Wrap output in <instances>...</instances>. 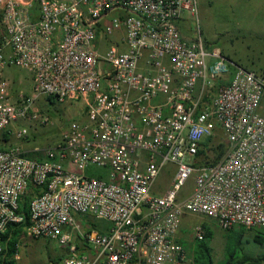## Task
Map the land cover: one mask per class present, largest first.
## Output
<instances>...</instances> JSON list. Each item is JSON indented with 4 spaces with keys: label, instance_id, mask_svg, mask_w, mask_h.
<instances>
[{
    "label": "built area",
    "instance_id": "built-area-1",
    "mask_svg": "<svg viewBox=\"0 0 264 264\" xmlns=\"http://www.w3.org/2000/svg\"><path fill=\"white\" fill-rule=\"evenodd\" d=\"M110 13L104 34L123 33L102 52L97 31ZM185 13L197 17L196 0H0V137L22 141L27 124L53 123L36 107L38 95L82 99L87 113L63 127L42 158L0 142V256L7 226L24 222L19 204L30 190L24 236L75 252L79 235L92 252L57 264H191L176 240L186 213L225 230L264 228V75L236 67L205 100L228 63L200 36H181L176 22ZM6 66L29 71L33 95L13 99ZM217 129L227 152L195 165ZM167 163L169 185L154 194ZM88 167L105 173L88 175ZM89 215L109 229L81 230L78 218ZM193 231L204 239L201 224Z\"/></svg>",
    "mask_w": 264,
    "mask_h": 264
},
{
    "label": "rangeland",
    "instance_id": "rangeland-1",
    "mask_svg": "<svg viewBox=\"0 0 264 264\" xmlns=\"http://www.w3.org/2000/svg\"><path fill=\"white\" fill-rule=\"evenodd\" d=\"M196 2L197 17L185 13L183 16L184 22H180L179 32L183 38H188L190 35H197L200 36L204 43L208 41L210 44H216L224 42V40H226L227 37H230V35H238L237 29L234 25L235 21L239 19L242 14L239 0H196ZM235 4L236 7H233ZM100 50L103 52L105 49ZM2 72L4 77L11 81V93L13 99L19 92L25 93L26 95H33L31 76L28 70L14 66H6L2 69ZM229 77L230 74L227 72L223 77L211 81V86L205 91V100L210 101L218 87L226 83ZM35 105L43 112L48 113L52 118L53 123L48 126L27 124L29 127V136L22 141H16L10 137V140L17 143L24 155L29 157L42 158L44 149L55 144L59 140L60 131L63 127H66L72 120L84 122L87 119L86 105L82 99L58 102L53 97L51 98V102H49L46 96L38 95L35 99ZM222 139L226 142L221 130L217 129L207 143L215 145ZM205 140L206 139L203 140L200 149L204 148L203 144L206 142ZM35 148H37V150H35ZM202 158L203 156L200 158L197 156L196 161L204 163V159L202 160ZM172 167L173 165L171 163H167L162 169L158 181L162 180L166 182L169 175L172 177L174 173V168L172 169ZM86 173L88 175H104L105 171L99 168L88 167ZM169 182L170 179L168 183ZM191 187L192 177L188 178L185 182L181 189V195L188 194L187 192L190 191ZM35 192L36 191L34 190L27 194L31 197ZM210 220L211 219L208 217L196 214L184 216L180 228V236L187 254L192 260L191 264H197L194 260L193 253L194 244L196 243V240H198L193 231V227L196 224H201L204 230L206 227H209L213 232L212 239L207 241V244L212 249L211 259L213 264L224 263L223 254L225 255V252L223 251L224 240L222 236L224 235L226 238V234L214 221ZM78 222L81 230L84 231L90 228L98 229L97 225L105 224L104 221L93 215L80 217L78 218ZM247 240L249 242H246ZM82 241L83 239L79 235H75V245L76 243L82 245ZM15 248L16 252L12 257L15 260V264H57L67 256L92 254L86 246L79 247L76 245L75 252H71L67 247H61L53 240L24 236L22 232L18 235ZM240 248H242V253L246 256L248 253L253 254L254 251H257V253H264V245L254 243L252 241V234L243 235V241Z\"/></svg>",
    "mask_w": 264,
    "mask_h": 264
},
{
    "label": "crops",
    "instance_id": "crops-1",
    "mask_svg": "<svg viewBox=\"0 0 264 264\" xmlns=\"http://www.w3.org/2000/svg\"><path fill=\"white\" fill-rule=\"evenodd\" d=\"M240 1V10H242V14L239 19L235 21V28L237 29L238 35H230V37H227L226 40L222 43H212L210 44L208 41L205 43V46L208 48V50H212L214 48L219 49L221 54L224 56L228 63V73L231 75L236 67H242L247 70L254 71L258 74L264 75V0H239ZM235 3V2H234ZM233 7H236V4L233 5ZM244 8V9H243ZM112 13L107 14L102 22L100 23V27L97 31V42L100 49H105L110 44H119L120 37L123 33V30L116 31L114 34L110 36H106L103 32V23L107 22L110 18ZM180 22H184V18L182 17L180 20L176 22L177 29L179 30ZM194 35H190L188 38L184 39H192ZM259 112L264 115V94L261 100V104L259 107ZM16 124H20V122H17ZM10 135L7 134V132H4L0 137V142L2 147H8L11 144H17L12 142L10 140ZM12 138V137H11ZM14 139V138H13ZM17 141V140H16ZM174 166L172 167V169ZM161 173L159 174L158 178L156 179L153 187L152 192L154 194H160L163 192V190L168 186V181L171 179V175L168 176L166 182L165 181H158ZM160 191V192H159ZM185 215H192L190 213H186L182 217L181 225L183 223V219ZM103 221V220H102ZM214 221L216 224L217 222ZM105 224H99L98 229H95L100 232H105L109 229V223L104 221ZM218 225V224H217ZM218 227H220L218 225ZM181 228V226H180ZM209 230L210 228L207 227ZM220 229H223L220 227ZM253 230V231H252ZM223 231L226 234V238L223 235L222 238L224 240V248L223 251L225 252V245L230 236H235L237 234L242 233L240 246L243 241V235L244 234H252V241L254 243H257L258 245H264V228L256 229V228H246L243 226H237L232 229ZM211 232V237L208 239H212L213 232ZM227 232V233H226ZM255 235H258L259 239H261V242L255 241ZM176 240L179 241L183 246L182 238L180 236V229L178 231V234L176 236ZM82 245H79L76 243V245L80 246H86V242L83 240ZM246 242H249L248 240ZM209 246V245H208ZM88 248V246H86ZM185 247V246H184ZM210 247V246H209ZM210 247V252H211ZM223 252V253H224ZM194 253V249H193ZM92 255V254H90ZM244 255L241 251H237L236 257H240ZM247 256L252 257L253 259L247 260L241 264H264V253H257V251H254L253 254H249ZM225 255L223 254V259H225Z\"/></svg>",
    "mask_w": 264,
    "mask_h": 264
},
{
    "label": "trees",
    "instance_id": "trees-1",
    "mask_svg": "<svg viewBox=\"0 0 264 264\" xmlns=\"http://www.w3.org/2000/svg\"><path fill=\"white\" fill-rule=\"evenodd\" d=\"M51 102V98L54 96H46ZM55 98V97H54ZM56 99V98H55ZM204 142V148L199 149L197 156L200 158L203 156L202 160L204 159V163L195 162V165L199 164H215L218 162L227 152L228 150V144L227 142H224V140H220L215 145H210L207 143V141H210V137L206 138ZM226 141V140H225ZM201 160V161H202ZM30 190L29 192H31ZM34 191V190H33ZM30 197L28 194H25L20 201V212H22L25 216L24 222L21 224H9L7 226L6 231L2 234V240H3V251L2 256H0V264H15V260L13 255L16 252L15 243L17 241L19 233H23L24 227L29 223L28 219V201ZM205 238L202 240H196V243L194 244V260L197 264H213V261L211 259V252L210 247L207 244L208 239L211 237L210 230L206 227L205 228ZM234 236V235H233ZM230 236L226 242L225 245V253L226 257L224 259L223 264H241L247 260L253 259L250 256L242 255L239 258L236 257L237 251H241L240 248V241L242 233L235 235L234 237ZM258 235H255V241L261 242V239L258 238ZM9 238V239H8ZM8 241L6 242V240ZM7 243V244H6Z\"/></svg>",
    "mask_w": 264,
    "mask_h": 264
}]
</instances>
